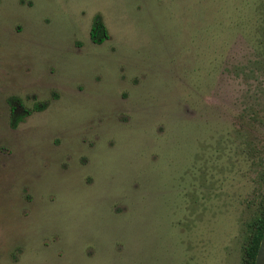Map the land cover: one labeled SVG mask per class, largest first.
I'll list each match as a JSON object with an SVG mask.
<instances>
[{
  "label": "rangeland",
  "instance_id": "374dc122",
  "mask_svg": "<svg viewBox=\"0 0 264 264\" xmlns=\"http://www.w3.org/2000/svg\"><path fill=\"white\" fill-rule=\"evenodd\" d=\"M263 209L264 0H0V264H246Z\"/></svg>",
  "mask_w": 264,
  "mask_h": 264
},
{
  "label": "trees",
  "instance_id": "16d2710c",
  "mask_svg": "<svg viewBox=\"0 0 264 264\" xmlns=\"http://www.w3.org/2000/svg\"><path fill=\"white\" fill-rule=\"evenodd\" d=\"M110 35L101 16H97L91 31V39L95 44H102L109 40ZM45 106V105H44ZM42 106L36 107L34 111H40ZM44 108V107H43ZM31 115L33 111H27ZM264 234V209L259 219L255 222V230L251 235L246 249V264H255L259 251L260 243Z\"/></svg>",
  "mask_w": 264,
  "mask_h": 264
},
{
  "label": "water",
  "instance_id": "95a60500",
  "mask_svg": "<svg viewBox=\"0 0 264 264\" xmlns=\"http://www.w3.org/2000/svg\"><path fill=\"white\" fill-rule=\"evenodd\" d=\"M255 264H264V234L260 243L259 251L256 257Z\"/></svg>",
  "mask_w": 264,
  "mask_h": 264
}]
</instances>
